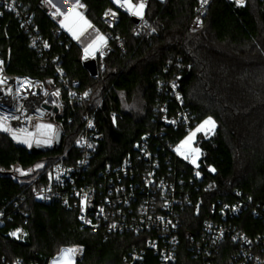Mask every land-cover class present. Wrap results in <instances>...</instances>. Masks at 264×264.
I'll return each mask as SVG.
<instances>
[{"label": "trees", "instance_id": "16d2710c", "mask_svg": "<svg viewBox=\"0 0 264 264\" xmlns=\"http://www.w3.org/2000/svg\"><path fill=\"white\" fill-rule=\"evenodd\" d=\"M6 1L11 2L0 0V60L5 73L57 84V73L62 71L68 81H79L80 90L90 88L95 102L102 103L98 124L105 141L97 155L102 163H118L143 134L157 128L153 118L160 99L168 102L170 113H174V98H161L158 83L164 78L175 80L183 108L195 124L189 131L169 129L170 141L175 145L205 119L215 120V131L200 134L196 141L202 151L200 172L215 185L205 197L211 202L242 200L244 210L230 223L251 240H264V0H247L244 5L212 0L199 32L188 30L199 0H151L147 9L143 8L147 30L138 35H133L138 26L129 14L134 10L116 0H79L85 5L86 18L103 33L120 38L125 46V53L115 52L105 59L98 80L82 65V47L70 34L58 39L51 34L56 23L49 15L46 0H14L16 11L30 16L38 35L48 43L41 54L29 46L30 31L15 10L5 8ZM130 2L139 5L142 0ZM108 8L120 16L114 29L103 21ZM123 100L128 104L138 101L140 110H125ZM111 112L118 114L116 123L109 118ZM65 117L51 118L58 124ZM61 129L58 151L40 155L15 144L5 131H0V213L6 221L12 216L0 228V256L10 261L48 264L63 249L76 247L83 254L76 264H122L136 243L132 236L105 237L101 232L83 230L76 211L65 210L57 203L42 204L31 197L32 190L45 183L55 163L65 155L78 157L72 146L82 129L81 117L72 122L67 118ZM37 144L52 146L42 141ZM14 167L32 173L18 179ZM16 210L26 212L27 217L15 215ZM187 214L190 224L183 230L177 264L228 261L230 244L207 258L191 253L188 235L199 231L207 215L203 211ZM14 227L28 231L25 243L6 238L5 233ZM260 252L264 255L262 248ZM145 264L157 262L148 255Z\"/></svg>", "mask_w": 264, "mask_h": 264}, {"label": "built area", "instance_id": "2783aa9c", "mask_svg": "<svg viewBox=\"0 0 264 264\" xmlns=\"http://www.w3.org/2000/svg\"><path fill=\"white\" fill-rule=\"evenodd\" d=\"M151 0H142L146 10ZM160 1V0H155ZM240 5L237 0H227ZM124 1L120 0V5ZM212 0L202 5L199 0L194 15L188 25L190 32H199L204 28V18ZM246 0H243L245 3ZM5 8L15 10V1H6ZM77 9L84 11L85 5ZM106 13H108L106 15ZM114 13L115 15H112ZM129 14L139 20L138 28L133 35L147 30L146 15ZM49 15L55 21L56 27L51 34L55 39L62 35L69 36L61 26L62 14L51 10ZM22 25L30 31L29 46L39 54L44 53L48 43L38 35L32 25V18L16 11ZM103 21L111 29L120 21L115 9L108 8L103 14ZM98 29V28H97ZM100 33H103L98 29ZM104 45L94 54L82 49L81 63L94 62L96 74L89 75L98 80L104 68L105 59L115 52L125 53L124 43L118 37L103 33ZM116 42V45H114ZM47 45V46H46ZM59 83L47 81L50 92L47 94L45 85L29 77L16 76L25 94H30L34 88L40 89L44 101L37 108H32L28 119L25 113L8 110L0 102V117L11 126L10 132L15 135L32 136L33 125L55 115L68 116L72 122L75 117L82 119V129L75 138L73 148L78 157L66 156L55 163L49 170L43 185L31 192V197L39 203L60 204L65 210L76 211L77 221L81 229L91 232H101L105 237L115 235L132 236L136 243L132 246L122 264H145L148 255L154 256L157 264H177L182 243L184 227L188 221V212L198 215L202 211L207 215L195 235H188L189 249L195 257H211L222 252L228 244L232 246L228 261H208L206 264H264V240H251L239 227L230 223L238 218L245 208L242 200L233 202H211L205 195L209 194L214 184L206 181L200 172L199 160L197 165L189 159L182 158L176 151L183 141L173 145L167 131L180 128L187 131L194 125V118L183 107L179 92V84L175 80L164 78L158 83L161 96L174 98L177 109L170 113L169 104L159 100L155 107L153 118L156 129L143 134L134 144L132 150L118 163H102L97 155L100 145L105 141V135L98 124L101 101L92 97L90 88L79 89V81H68L62 71H58ZM59 93L56 95L55 93ZM51 96L52 101L49 100ZM52 95H55L53 99ZM48 104L53 110L42 112V105ZM112 123L117 122L118 114L111 112ZM69 157V159L67 158ZM199 173V175H197ZM202 191V193H201ZM240 197V194H237ZM15 215L25 219L26 212L16 210ZM12 216H7L11 221ZM0 213V228L7 222ZM115 225V227H113ZM17 233V235H12ZM8 240L14 243H25L29 233L23 227H14L5 233ZM82 250L73 254L74 264L82 260ZM51 261V260H50ZM40 264L25 263L23 260L10 261L0 256V264ZM50 264V262L48 263Z\"/></svg>", "mask_w": 264, "mask_h": 264}, {"label": "rangeland", "instance_id": "374dc122", "mask_svg": "<svg viewBox=\"0 0 264 264\" xmlns=\"http://www.w3.org/2000/svg\"><path fill=\"white\" fill-rule=\"evenodd\" d=\"M245 3H242L240 5H244ZM46 4H48L50 11L51 10L53 11L54 9L56 11V7H57L58 3H55V0H46ZM76 8H78V7H76ZM131 10H135V9H131ZM0 64L3 67V63L1 62V60H0ZM43 84L45 85L44 88H45V90L47 91V94H48L50 92V87H49V85H47V83H43ZM48 96H49V100L52 101L51 96L50 95H48ZM52 97L54 99L55 98V95H52ZM123 103H124L123 106H124V109L125 110L133 109L134 111H137V112L140 110L139 109L140 105H139V102L138 101H134L132 104L131 103L128 104V103H125V101L123 100ZM6 109H7V107H6ZM212 120L215 121L213 118H212ZM204 121H202L200 124H198L183 139V141L180 143V145L176 149L177 153L182 158L189 159L190 162H192L193 160H195V163L192 162L194 165H197L198 160L202 156L201 149L196 145L197 137L200 134L211 135L213 133V132H207V129H205V131L196 132V129ZM0 124H3L4 127H6V128L9 129V131H5V132L13 140V142L15 144L25 146L29 150L34 145H38L37 143L40 142V141L45 142V143H50L52 145L53 144V141H54L55 133H56V131H58L57 125L53 122L52 118H50V117H47L44 121L38 122V123H36V125L35 124L33 125V135L32 136L15 135V138H14L13 134L10 132V128H11L10 126L11 125L6 120H4L1 117H0ZM49 125L51 126L50 128L48 127ZM215 125H216V122H215ZM215 129H216V127H215ZM215 129H214V131H215ZM0 131H4L3 128H0ZM192 132H196L195 137L189 143L185 144L184 142L188 139V137L190 136V134ZM24 141H27V143H25ZM29 145H31V146H29ZM178 149H179V151H178ZM193 149H199V155H197L195 152H193ZM13 173L15 174V176L18 179H22L23 177L29 176L32 172L31 171H28V170H22L19 167H14ZM76 249H79V248H76ZM63 250H66V249H63ZM63 250L55 258H53L50 261V264H66V261L68 259L71 260V264H74L73 255L70 258L69 257H65L64 254H63Z\"/></svg>", "mask_w": 264, "mask_h": 264}, {"label": "crops", "instance_id": "0c3cea01", "mask_svg": "<svg viewBox=\"0 0 264 264\" xmlns=\"http://www.w3.org/2000/svg\"><path fill=\"white\" fill-rule=\"evenodd\" d=\"M55 3H58L56 11L59 9V12L62 14L61 26L62 24L66 25L62 27L68 31L70 36L82 47L83 50L88 49L87 53L94 54L104 45V43H101L97 39L98 36H103L105 38L104 34L100 33L97 27L86 18L84 11L76 8L77 4H81L79 0H55ZM74 12L79 13V15H74ZM65 16H69L70 18L66 20ZM81 17H83V19H81ZM84 21H87L91 27L85 25ZM73 33H76V35L79 36V39H77ZM91 33L93 35L89 38L88 36Z\"/></svg>", "mask_w": 264, "mask_h": 264}, {"label": "bare ground", "instance_id": "6f19581e", "mask_svg": "<svg viewBox=\"0 0 264 264\" xmlns=\"http://www.w3.org/2000/svg\"><path fill=\"white\" fill-rule=\"evenodd\" d=\"M31 93L25 94L22 86L15 77H8L0 64V102H4V106L8 110L25 113L24 118L28 119L31 115L32 108H37L44 101V96L38 93L35 82H32Z\"/></svg>", "mask_w": 264, "mask_h": 264}, {"label": "snow or ice", "instance_id": "6c2138e0", "mask_svg": "<svg viewBox=\"0 0 264 264\" xmlns=\"http://www.w3.org/2000/svg\"><path fill=\"white\" fill-rule=\"evenodd\" d=\"M117 3H120V0H116ZM202 5L207 3V0H201ZM238 3L242 4L243 0H237ZM122 7L127 6L129 9H135L133 11L134 15H139L142 16L143 15V8H144V4L140 3L139 5H132L130 0H124V4H121ZM76 7H82V5L77 4ZM57 13L59 14V9H57ZM108 13H106L107 15ZM112 15H115L114 13H111ZM74 15H79V13L74 12ZM69 16H65V19H69ZM81 19H83V17H81ZM84 24L87 25L88 27H91V25L87 22L84 21ZM62 26H66L63 25ZM74 36H76L77 39H79V36L76 35V33H73ZM97 39L101 42V43H106L105 38L103 36H98ZM47 46V45H46ZM85 52H88V49H85ZM56 95H58L59 93H55ZM49 128L51 127L50 125L48 126ZM216 125H215V121L212 120L211 117H209L208 119H206L197 129L196 132H200V131H205V129H207V132H214ZM0 128H3L4 131H9L8 128L4 127L3 124H0ZM196 132H192L190 134V136L188 137V139L184 142L185 144L189 143L196 135ZM13 136L15 138V133H13ZM25 143H27V141H24ZM31 146V145H29ZM183 146V145H182ZM179 151V149H178ZM193 152H195L197 155H199V149H193ZM187 158V157H186ZM193 163H195V160L192 161ZM212 171H215L214 169H212ZM197 175H199V173H197ZM113 227H115V225H113ZM12 235H17V233H12ZM78 251V249L76 248H70V249H66L63 250V254L65 257H71L73 254H75ZM17 264H19V262H17ZM66 264H71V260L68 259L66 261Z\"/></svg>", "mask_w": 264, "mask_h": 264}, {"label": "water", "instance_id": "95a60500", "mask_svg": "<svg viewBox=\"0 0 264 264\" xmlns=\"http://www.w3.org/2000/svg\"><path fill=\"white\" fill-rule=\"evenodd\" d=\"M124 1V0H122ZM85 13V12H84ZM135 23L138 24L139 20L136 18H133ZM84 68L91 74V75H95L96 74V65L95 63L92 62H87L84 63ZM4 70V69H3ZM6 74V73H5ZM7 75V74H6ZM8 77H15V75H7ZM37 81V80H36ZM38 92H40V89L38 90ZM42 112L44 113L45 111H49V110H53L54 113L57 112V108H52L51 105L48 104H43L42 105ZM61 138H62V129H58V131H56L55 133V137H54V141L51 147H46L43 145H34L30 151L34 154V155H40V154H44V153H48L50 151H58L60 145H61Z\"/></svg>", "mask_w": 264, "mask_h": 264}]
</instances>
